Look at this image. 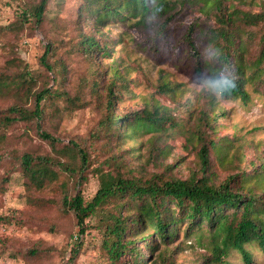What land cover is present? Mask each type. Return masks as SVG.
<instances>
[{"label": "trees", "instance_id": "obj_1", "mask_svg": "<svg viewBox=\"0 0 264 264\" xmlns=\"http://www.w3.org/2000/svg\"><path fill=\"white\" fill-rule=\"evenodd\" d=\"M165 1L81 0L73 24L78 50L94 61L92 71L101 73L98 60L108 54L106 45L113 41L104 40L97 29L91 31L84 24L107 26L110 19L123 17V9L133 8L141 13L137 20L152 13L148 21L150 32L144 41L155 56L171 58L185 52L195 77L207 71L217 58L222 59L223 66L231 70L235 86L218 95L220 98L247 100V84L264 95V4L253 10L246 0H179L178 10L167 13ZM49 2L25 1L17 5L13 19L0 26V136L27 144L22 150L9 152L0 174V194L12 173L19 172L27 203L36 210L51 209L54 218L71 222V245L59 252L67 264H76L83 246L81 236L91 228L86 219L93 215L97 249L106 264H166L173 254L169 244L176 237L204 228L212 237L210 260L222 262L227 249L234 248L250 263L244 244L256 241L264 251V162L244 169L236 159L224 166L228 172L222 179L211 177L216 175L210 170L211 151L219 162L224 158L222 145L210 137L214 132L213 113L201 109L197 114L191 140L198 144L200 173L186 177H135L133 169L124 163L119 171L105 165L107 158H117L109 144L113 138H132L139 125L163 130L167 123L171 127L177 125L174 116L159 103L152 108L120 112L116 101L118 87L121 89L124 83L115 66H109L110 77L104 86L90 73L84 81L85 91L77 96L78 107H93L97 112L87 142L82 143L78 137L65 141L61 135L43 129L45 100L52 95L71 100L67 91L57 86L70 84L74 75L67 61L56 55L50 37L39 45L41 52L35 66L19 55L16 46L42 27ZM194 6L199 14L188 18L185 11ZM90 81L92 93L86 87ZM159 86L169 88V82L161 81ZM33 138L46 146L40 143L38 149H33ZM105 148L106 161L93 166V160ZM6 156L0 152V160ZM90 172L99 178V187L86 200L81 188ZM45 193L53 194L46 197ZM0 220L9 222L10 217L0 215ZM49 227L56 229L55 223ZM55 251L43 240L18 249L25 264H53Z\"/></svg>", "mask_w": 264, "mask_h": 264}, {"label": "rangeland", "instance_id": "obj_2", "mask_svg": "<svg viewBox=\"0 0 264 264\" xmlns=\"http://www.w3.org/2000/svg\"><path fill=\"white\" fill-rule=\"evenodd\" d=\"M25 1L28 0H0V26L8 24L14 17L17 5ZM80 1L50 0L42 27L16 46L19 55L35 66L36 57L41 52L39 45L45 44L48 36L54 42L56 55L67 61L74 75L70 84L57 86L67 91L66 95L70 96L71 100L65 96L53 95L45 100L43 129L54 135H61L65 141L71 137H78L82 143L87 142L88 133L96 122L97 112L93 107H78L77 96L85 91L84 81L89 78L90 73L92 77L99 78V85L104 86L110 77L109 66L112 65L123 77L124 84L121 89L118 87L120 91L116 101L120 112L126 113L142 107L152 108L159 103L174 116L177 125L171 127L167 123L164 126L166 130L139 125L135 127L137 133L132 138L123 141L113 138L109 144L113 146L117 158L115 160L107 158L108 162L105 163L108 165L107 168L119 171L124 163L133 169L131 171L135 177L142 178L151 174L178 177H186L191 173L199 174L198 144L191 140V135L201 109L209 114L213 113L214 132L210 137L222 145L224 157L222 162H219L215 152L211 151L210 170L216 173L214 176L211 174V177L222 179L228 172L224 166L228 163L233 164L236 159L240 160V166L244 169L264 162V95L254 92L249 84L246 85L249 92L247 100L222 99L213 92L195 87L194 82L198 77L192 74L189 55L183 52L171 58L155 56L144 41L150 32L148 21L152 13L147 12L144 18L137 20L141 13L133 8L123 9V17L110 19L107 26L84 24V27L91 31L97 29L104 35V40L113 41L106 45L109 47L108 54L100 56L98 60L101 73L97 74L92 71L94 61L88 60L84 53L78 50V34L73 20ZM246 1L253 10L260 9L264 4V0ZM178 5L179 0H166L164 9L167 13L174 12L178 10ZM185 13L190 18L198 15L199 10L194 6ZM160 74L163 77H159ZM76 80L79 81L75 83ZM161 81H168L169 88L159 86ZM90 85L91 81L86 87L88 92L92 93ZM40 143L46 146L43 141L33 138L30 146L38 149ZM26 145L14 138L4 139L0 136V152L7 153V156L0 160V174L10 157L9 152L12 149L22 150ZM107 151L105 148L103 153H98L97 159L93 160V166L96 167L99 162L106 161L103 156ZM98 187L99 178L90 172L81 188L84 198L90 199ZM52 194L45 193V196L49 197ZM50 211L51 209L36 210L34 205L27 203L22 177L19 172L12 173L0 194V215L10 217L9 222L0 220V264H25L18 249L39 240H43L46 246L56 248L52 258L53 264H67L59 252L71 245L69 240V233H72L69 225L71 222L54 218ZM86 222L91 228L81 236L83 246L76 264H106V260L100 257L97 249L98 232L92 228L96 223V217L93 215L87 218ZM52 223H55L56 229L49 227ZM205 229L193 231L185 236L181 233L176 237L169 244L173 254L170 262L166 264H264V251L256 241L244 244L250 255V263L245 262L241 252L234 248L227 249L222 262L210 260L213 255V243L211 235ZM73 233H76L75 230ZM160 263L151 261L147 264Z\"/></svg>", "mask_w": 264, "mask_h": 264}, {"label": "clouds", "instance_id": "obj_3", "mask_svg": "<svg viewBox=\"0 0 264 264\" xmlns=\"http://www.w3.org/2000/svg\"><path fill=\"white\" fill-rule=\"evenodd\" d=\"M194 85L199 89L224 95L235 86V83L231 78V70L223 66L222 59L217 58L212 66L197 78Z\"/></svg>", "mask_w": 264, "mask_h": 264}]
</instances>
